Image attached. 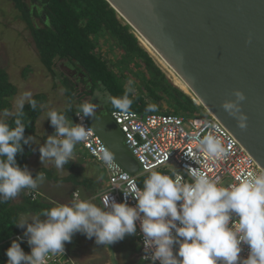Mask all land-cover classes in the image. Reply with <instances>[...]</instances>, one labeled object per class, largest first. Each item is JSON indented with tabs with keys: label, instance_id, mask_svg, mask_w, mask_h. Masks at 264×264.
<instances>
[{
	"label": "clouds",
	"instance_id": "9594fccd",
	"mask_svg": "<svg viewBox=\"0 0 264 264\" xmlns=\"http://www.w3.org/2000/svg\"><path fill=\"white\" fill-rule=\"evenodd\" d=\"M129 81V85H131ZM126 88L121 97H107V102L121 111L128 112L133 103ZM234 99L225 100L222 108L237 121V126L247 128V115L241 110L246 99L240 90H234ZM33 109L37 102L32 93L25 91L15 101V127L4 118L12 115L10 110L0 112V203L15 198L23 189H36L45 179L44 173L36 178L16 162V154L23 153L24 145L32 137L25 138L22 120L24 105ZM97 104L82 103L77 115L95 116ZM148 104L145 111L156 110ZM56 135L48 136L39 148L40 161L54 162L63 169L73 156L78 143L85 141L89 129L70 125L65 115L55 110L47 113ZM197 147L210 158L225 154L222 141L211 133L198 140ZM112 155L104 151L102 159L111 162ZM190 182H182L179 175L151 171L143 181V188L135 184L124 190L136 200L135 207L126 202L117 203L109 195L103 197V206L90 200L80 199L74 193L71 204H60L41 210L29 219L21 218L15 223L25 228L24 236L31 247L26 254L18 240H13L6 250L7 264H46L49 253H64L65 243H71L76 233L95 238L97 245H111L136 234V221L144 235L142 261L151 264H264V173L237 177L236 183L220 186L206 172L190 169ZM174 177V178H173ZM125 179H127L125 177ZM142 214V215H141ZM46 219L41 220L39 217ZM176 245H179L176 247ZM247 246V257H241Z\"/></svg>",
	"mask_w": 264,
	"mask_h": 264
},
{
	"label": "water",
	"instance_id": "95a60500",
	"mask_svg": "<svg viewBox=\"0 0 264 264\" xmlns=\"http://www.w3.org/2000/svg\"><path fill=\"white\" fill-rule=\"evenodd\" d=\"M106 1L264 171V0ZM237 89L246 97L241 102L248 118L244 130L222 108ZM95 112L87 116L91 127L118 163L138 176L140 165L119 127L106 110Z\"/></svg>",
	"mask_w": 264,
	"mask_h": 264
},
{
	"label": "trees",
	"instance_id": "16d2710c",
	"mask_svg": "<svg viewBox=\"0 0 264 264\" xmlns=\"http://www.w3.org/2000/svg\"><path fill=\"white\" fill-rule=\"evenodd\" d=\"M6 1L13 4L20 20L28 27L39 60L46 73L52 78L56 77L54 71L56 59L70 63L75 62L77 64L71 65H79L86 72V84L90 86L92 94L97 89H101L108 96H123L126 89L120 79L108 68L107 63L96 54L97 42L100 40V36L108 34L127 53L130 61L135 57L143 60L147 71L152 75L149 81L144 80L147 98L143 96L136 97L131 93L130 98L133 99V103L128 112L139 114L160 113L157 107L153 112H146L145 109L148 104L164 101L169 103L174 110L171 114L177 116L192 117L195 113L199 114L204 110L203 107L197 106L190 96L174 86L164 76L153 58L140 46L139 40L132 33L131 27L121 23L119 15L106 0H45L43 10L49 22L44 24L42 29L35 27L32 21L33 17L41 18V15L37 11L31 10L28 4L39 0ZM61 75L63 84L66 87L67 107L60 113L65 115L70 124L75 125V117L82 100L75 97L77 90L67 76L63 72ZM17 94L18 89L11 83L8 73L5 70H0V112L5 109L12 111L11 101ZM32 98L36 100L37 106L33 109L30 104L26 103L22 120L26 125L24 137H32L33 139L27 145L21 142L24 151L16 154L17 164L21 168L27 166V169L29 168L30 159L34 156L32 142L37 134V123L42 116L43 107L48 102V97L45 94H36ZM108 111H110L109 113L121 112L109 102ZM15 118L14 115L5 121L10 127H15ZM63 169L68 172V175L62 179L54 178L53 171L50 170H42L32 176L36 178L40 173H44L47 180L56 179L61 182L81 184L78 182L81 178L77 165L69 161ZM147 176H142L137 180L141 189ZM13 201L14 198L0 203V264H7L6 250L11 246V242L17 240L16 237L20 235L19 227L15 224L19 222L20 216L39 214L41 210L54 207L45 204L41 199L32 201L28 196L19 205H14ZM19 243L24 252L30 254L31 247L29 244Z\"/></svg>",
	"mask_w": 264,
	"mask_h": 264
},
{
	"label": "built area",
	"instance_id": "2783aa9c",
	"mask_svg": "<svg viewBox=\"0 0 264 264\" xmlns=\"http://www.w3.org/2000/svg\"><path fill=\"white\" fill-rule=\"evenodd\" d=\"M109 115L123 133L125 145L139 163L141 171L138 176L130 175L91 127L89 118L83 114H76L75 125L89 129L87 139L80 144L107 174V187L99 196L101 206L103 197L108 194L110 200L114 199L117 203L126 202L128 206L135 207L137 200L131 194L125 197L124 190H130L129 186L132 184L140 188L138 178L149 175L151 171L168 175L175 172L181 177L182 182L186 183L191 181L189 170L193 169L206 172L220 186L236 183L237 177L246 178L249 175L264 173L236 138L207 111L205 114L195 113L192 117L162 112L139 114L116 111ZM209 133L218 137L225 147V154L220 158H210L197 147L198 140ZM104 151L111 153L113 157L111 162L103 161ZM27 196L32 201H37L41 197L33 191H28ZM136 237L140 247L138 264H151L150 261H142L144 235L140 220L136 221ZM18 238H22L18 240L19 242L28 244L27 239L20 235L16 237ZM247 254L248 248L244 246L240 256L246 258ZM45 261L46 264H78L66 249L64 253H49Z\"/></svg>",
	"mask_w": 264,
	"mask_h": 264
},
{
	"label": "rangeland",
	"instance_id": "374dc122",
	"mask_svg": "<svg viewBox=\"0 0 264 264\" xmlns=\"http://www.w3.org/2000/svg\"><path fill=\"white\" fill-rule=\"evenodd\" d=\"M44 2L45 0H39L35 3H28L31 10L37 11L41 15V18H32L33 25L39 29H42L44 24H48L49 22L43 10ZM119 20L125 25L120 17ZM138 40L140 46L153 58L155 64L161 69L164 76L174 85L168 71L149 53L148 47L139 38ZM96 50L97 56L101 57L107 63L108 68L116 74L125 89L131 87L133 89L132 93L136 97L143 96L147 98L144 80L149 81L152 75L147 71L146 64L143 60L135 57L130 61L127 53L108 34L100 36ZM55 64L54 71L56 77L52 78L42 66L37 51L35 50L30 31L20 20L13 4L6 0H0V70H5L8 73L11 83L18 89L17 96L11 101L13 107L11 111L12 115L4 119L6 120L15 115V101L23 92H31L32 97L36 94H45L48 97V102L43 107L42 116L37 123V134L32 142L34 156L30 159L28 168L32 175L42 170H51L50 168L53 166L55 167L54 162L51 160H45L44 163H41L39 153V148L44 146L47 137L56 135L55 127L52 126L50 119L47 118V113L52 110L60 113L67 107L66 87L63 84V77L61 75V66L63 64H59L58 59L55 60ZM129 81L132 82L131 85H129ZM76 90L75 97L80 98L83 103L92 101L91 103L98 104L99 107L108 113L110 112L108 111V94L101 89H97L92 94L90 88H83L81 85ZM154 104L160 112H167L168 114L174 112L170 104L166 101ZM204 111L205 109L200 113L203 114ZM78 163L80 164V169H82V165L88 166V169H92L94 166L93 163L86 165L83 159L78 161ZM57 172L60 178H65L68 175L65 169L58 168ZM27 192L21 191L14 198L13 204H21L27 196ZM76 239H78V235L72 237L71 243H65V248L73 252L80 244ZM90 264H95V262Z\"/></svg>",
	"mask_w": 264,
	"mask_h": 264
},
{
	"label": "crops",
	"instance_id": "0c3cea01",
	"mask_svg": "<svg viewBox=\"0 0 264 264\" xmlns=\"http://www.w3.org/2000/svg\"><path fill=\"white\" fill-rule=\"evenodd\" d=\"M81 159H83L86 165L93 163V168L88 169V166L82 165V169H80L78 161ZM69 161L78 166V173L81 178L78 182L81 184L61 182L56 179L47 180L45 177L42 182H38V187L36 189H26L25 191L38 193L41 196L40 199L45 204L52 206L71 204L74 199V193H78L80 199L90 200L98 206H101L99 196L106 189L108 182L104 168L88 155L80 143L75 147L73 156ZM50 169V171H53L52 174L54 178L62 179L57 175L58 168L56 166ZM100 187L102 188L100 189ZM34 215L37 214L21 215L20 219H29L28 222L31 223V218ZM39 218L41 220L46 219V217L41 216ZM19 230L20 236L27 239V237L24 236L26 226L25 228L19 227ZM75 235H78V239H76L80 243L78 247H76L73 252L65 249L72 254L78 264H90L93 262H95V264H138L140 247L136 234L126 235L123 240L109 246L97 245L94 237L89 239L82 233H76L73 236ZM96 253L98 254L97 256Z\"/></svg>",
	"mask_w": 264,
	"mask_h": 264
},
{
	"label": "flooded vegetation",
	"instance_id": "af4514ba",
	"mask_svg": "<svg viewBox=\"0 0 264 264\" xmlns=\"http://www.w3.org/2000/svg\"><path fill=\"white\" fill-rule=\"evenodd\" d=\"M59 64H63L61 66V70L67 76V78L72 82L75 88H79L81 85L83 86V88H90V86L86 84V77L85 75H83V70H78L76 66L71 65V64H77V63L75 62L70 63L64 60H59ZM66 66H68L70 70H67L65 68ZM89 102H92V101H89Z\"/></svg>",
	"mask_w": 264,
	"mask_h": 264
},
{
	"label": "bare ground",
	"instance_id": "6f19581e",
	"mask_svg": "<svg viewBox=\"0 0 264 264\" xmlns=\"http://www.w3.org/2000/svg\"><path fill=\"white\" fill-rule=\"evenodd\" d=\"M149 49V48H148ZM149 53L152 54V56H154L159 63L168 71V73L170 74L174 85L180 89L182 92H184L185 94H187L188 96L191 97V99L195 102V104L201 106L204 108L202 102L199 100V98L190 90V88L188 87V85L172 70L170 69L162 60H160L150 49H149ZM205 109V108H204Z\"/></svg>",
	"mask_w": 264,
	"mask_h": 264
}]
</instances>
